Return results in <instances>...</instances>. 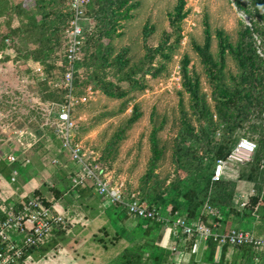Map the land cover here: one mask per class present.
I'll list each match as a JSON object with an SVG mask.
<instances>
[{"label": "rangeland", "instance_id": "obj_1", "mask_svg": "<svg viewBox=\"0 0 264 264\" xmlns=\"http://www.w3.org/2000/svg\"><path fill=\"white\" fill-rule=\"evenodd\" d=\"M241 1L247 4L252 2ZM133 2L137 7L132 18L122 22V28L111 42L105 40V44L111 43L114 46L113 57L121 56L128 62L123 70L115 67L107 70L108 81L120 86L123 93L115 97L105 95L88 80L85 63L79 64L75 76L76 88L88 100L76 107V135L85 146L99 153H104L116 134L122 136L108 160L113 180L124 184L127 192L140 191L153 157L151 142L155 137L163 157L156 170L157 177L151 179L150 186L157 183L159 190L166 193L176 179L183 178L184 187L192 186L198 179L199 170L192 163H187L186 153L181 152V148L195 145L203 157L207 148L206 137L201 132L203 123L195 114L191 97L183 85V66L187 65L192 76L198 78L208 106L216 113L213 97L215 82L209 75L208 63L199 49L208 48L209 53L220 62L221 35L234 46L245 38L247 53L252 52V41L244 35L246 15L238 9L235 0ZM9 3L8 16L0 20V161L18 171L15 185H28L31 178H38L46 197L54 199V194L50 193L47 186L56 187L64 193L70 187L69 177L74 172L70 158L57 151L52 130L45 127L47 117L44 113L46 97L58 96L60 93L61 88L56 87L55 83L64 79L66 47L47 53L45 67L37 63L34 58L37 42L32 35V19H39V14L34 0H9ZM91 5L88 12L101 13L106 9L107 0L99 3L96 1ZM180 9L185 16L182 21L178 20ZM94 13H88V21L81 20L80 25L93 27L97 36ZM246 17L251 26L249 17ZM258 17L254 14L253 21H258ZM91 35L87 34L86 40ZM255 39L258 41V53L264 57L263 38L255 36ZM226 48L224 73L229 81L232 76H240L241 69L229 48ZM141 64L142 69L135 77L141 83L139 86L133 87L127 81H120L129 67ZM186 118L195 134L199 133L203 138V145L196 144L193 137L186 136L185 128L186 131L189 129L185 127L188 123ZM254 126L262 128L264 133V109L253 112L244 127L251 131ZM239 133L244 135L245 132L240 130ZM247 137H251L250 134ZM209 138L216 140L220 136L210 132ZM254 138L257 141L260 139L257 134ZM11 145L18 147V152L13 153ZM180 152L184 156L182 166H179L175 157ZM9 155L16 156L18 161L10 164L7 161ZM253 159L228 170L227 176L238 178L247 174L248 164ZM213 165L212 158L207 157L203 170H211ZM164 200V206L170 207V198L166 195ZM105 217V225L101 226L112 231L113 221L109 219L110 216ZM65 220L67 227L70 226L68 236L72 237L70 233L76 234L80 227L71 226L68 215ZM99 237L109 245L108 252L100 257L101 263L121 264L119 256L123 252V244L111 246L113 240L104 238L102 234Z\"/></svg>", "mask_w": 264, "mask_h": 264}, {"label": "trees", "instance_id": "obj_2", "mask_svg": "<svg viewBox=\"0 0 264 264\" xmlns=\"http://www.w3.org/2000/svg\"><path fill=\"white\" fill-rule=\"evenodd\" d=\"M99 3L102 0H92L91 3ZM69 0H34V5L39 19H32L34 31L32 35L36 37L37 51L34 55L36 62L45 67L47 64L46 54L54 49L66 47V31L72 19V13L68 6ZM235 4L241 12H244L249 17L251 26L244 25V35L249 36L252 41V52L247 53L245 46H247L245 38L241 39L237 46L229 43L224 35H221V57L222 60L218 62L208 48L205 50L199 49L200 53L204 56L205 61L209 66V75L215 82L214 100L216 102V113H213L207 104V100L200 89V82L198 78L193 77L187 65L183 66V81L184 87L189 93L193 102V109L195 114L201 120V132L205 135L206 149L205 157L199 155L200 151L195 145L186 146V149L181 148V152L186 153L187 163L191 164L199 170L197 175L198 179L193 182L190 187L183 186V178L176 179L171 184L170 189L166 193L161 192L159 184L155 183L152 187L150 181L156 178V170L159 167L161 158L163 157L162 149H160L158 141L152 138L153 157L149 163V169L142 182L140 192L144 199L149 203L152 208H161L166 204L164 197L167 195L170 202H174L172 213H179L180 200L186 204L185 215L194 220L201 214L202 208L206 201L210 200L214 205L220 207L222 210H230L236 198L238 185L241 182H249L254 185V194L251 196L249 205L247 206L246 214L251 215L255 212L257 207H264V133L263 129L257 126L251 127V131L246 129L245 124L250 121L253 112L261 111L264 109V57L258 53L257 44L258 38H263L264 43V0H252L251 4H247L241 0H235ZM9 0H0V20L6 18L9 12ZM91 5V4H90ZM92 6V5H91ZM90 7V6H89ZM137 4L133 0H107L106 9L101 13H94L97 30H93L91 38L87 39L83 48L84 60L82 63L86 65V74L88 80L94 85L95 88L101 90L109 97H115L122 94L123 91L120 86L112 81H108V68L123 70L128 65V62L123 57H113L114 46L105 44V40L110 42L117 36L118 31L122 28V22L128 21L132 18L133 11L136 9ZM90 12H88L90 14ZM182 9L179 11L178 20L182 21ZM254 14L258 15V21H253ZM15 32V31H14ZM235 57L240 69V76H232L231 80H226L224 73V56L227 48ZM264 48V46H263ZM86 54V55H85ZM264 54V49L262 51ZM66 62V60H65ZM141 65H134L129 67L126 73L123 74L120 81H127L131 86H139L141 83L135 80V77L142 69ZM67 68V62L66 67ZM63 76H65L63 74ZM76 80V79H75ZM63 90V91H61ZM59 95H51L46 97L45 101L48 102H63L66 90L61 88ZM75 94L80 96L76 88L75 81ZM216 116V118H214ZM217 119V121L215 120ZM185 128L186 136L193 137L195 143L203 145V138L195 134L189 125L186 118ZM244 130V135L239 133ZM219 135L220 138H209V133ZM53 133V131H52ZM184 133V134H185ZM250 134L251 137H247ZM259 135L260 139L257 141L254 137ZM54 135V133H53ZM55 138V136H54ZM241 138H250L257 142L258 150L254 155V159L248 164V171L245 175H240L238 178L227 176L219 182H213V171L218 160H225L229 157L233 149ZM122 136L116 134L112 141L109 142L102 155V163L106 164L111 169V163L108 160L117 148L121 141ZM56 140V139H55ZM56 143L61 149L60 143ZM178 153L175 155L179 166L184 163V156ZM211 157L214 162L213 168L208 171L203 170L205 165V158ZM72 162V160L70 159ZM0 173L5 178H11L13 170L8 168L5 163L0 161ZM73 175L69 177L70 187L73 190L72 179ZM50 193L54 194V203L59 201L64 193L62 190L47 186ZM80 188L79 190H81ZM1 193V190H0ZM31 196L40 197L50 205V199L46 197L44 190H36ZM119 206V205H116ZM126 213V212H125ZM206 221V220H205ZM153 223L151 221H148ZM250 248V247H240ZM251 249V248H250ZM30 250L22 258L25 261L27 256L33 251ZM252 250V249H251ZM121 264H143V255L137 253L135 250H126L120 258Z\"/></svg>", "mask_w": 264, "mask_h": 264}, {"label": "built area", "instance_id": "obj_3", "mask_svg": "<svg viewBox=\"0 0 264 264\" xmlns=\"http://www.w3.org/2000/svg\"><path fill=\"white\" fill-rule=\"evenodd\" d=\"M91 1L69 0L68 6L73 17L66 31L67 68L63 81L55 83L56 87L64 88L66 94L63 102H49L44 109L47 117L45 127L53 131L55 139L61 145V152L68 155L79 168L71 179L73 190L77 191L93 183L99 196L107 199L111 205L122 207L128 216L180 229L185 243L192 238L197 241L213 240L221 247H250L254 252L263 253L264 237L240 229H232L225 233L216 232L215 228L223 216V210L210 200L205 202L201 214L194 220L180 213H169L166 216L160 208L150 207L140 191L127 192L124 184H118L113 180L111 169L102 163L101 153L85 146L77 139V123L74 118L76 107L86 103L88 99L75 94V76L78 65L84 60L83 48L87 34L93 32V27H82L80 21H88ZM257 150L256 141L241 138L227 159L217 161L213 171V182L221 181L227 169L242 165L253 158ZM7 161L14 164L18 159L14 155H9ZM18 175V171L14 170L11 182H16ZM254 192L253 189L239 199L240 201L235 198L234 202L236 201L240 211L247 208ZM50 203L48 205L44 199L35 196H29L18 203H0V264H24L22 258L26 253L47 245L56 232L65 229V216L56 208L53 201ZM208 219L213 220V226L207 223Z\"/></svg>", "mask_w": 264, "mask_h": 264}, {"label": "crops", "instance_id": "obj_4", "mask_svg": "<svg viewBox=\"0 0 264 264\" xmlns=\"http://www.w3.org/2000/svg\"><path fill=\"white\" fill-rule=\"evenodd\" d=\"M11 146L13 153L18 152V147ZM57 148L61 155L69 158L61 152L58 144ZM71 164L74 175L79 168L73 162ZM232 169L233 167L227 169L225 175ZM0 176V203H18L42 187L38 178H31L28 185L20 186L11 182V178L3 177L1 173ZM32 185H35L33 189ZM253 189V184L241 182L236 194L238 201ZM50 200L53 201V198ZM179 202L177 211L180 215H184L186 204L182 200ZM54 204L64 216H70L71 226H78L80 230L76 234L70 233L72 237H69L70 226L67 227L66 223L65 229L56 232L47 245L34 249L27 256L24 264H102L100 257L108 252L109 245L99 237L101 234L104 238L113 240L114 243L110 242L111 246L123 244L124 249L119 258L126 250H135L143 255V264H264V252L257 253L250 248L221 247L213 240L197 241L192 238L185 243L180 229L160 222L150 223L134 219L128 216L122 207L111 205L107 199L99 196L93 183L77 191L68 189ZM168 204H171L170 207L160 208L166 216L172 213L174 207V202L169 201ZM106 215L113 221L112 231L106 226H101V224L105 225ZM218 222V227L215 228L218 233L240 229L264 237L262 206L253 214L247 215L246 210H239L235 201L230 210H223V216ZM207 223L211 226L214 224L211 219H208Z\"/></svg>", "mask_w": 264, "mask_h": 264}, {"label": "water", "instance_id": "obj_5", "mask_svg": "<svg viewBox=\"0 0 264 264\" xmlns=\"http://www.w3.org/2000/svg\"><path fill=\"white\" fill-rule=\"evenodd\" d=\"M244 19L247 21V25L250 26V23H249V21H248V18L245 16Z\"/></svg>", "mask_w": 264, "mask_h": 264}]
</instances>
